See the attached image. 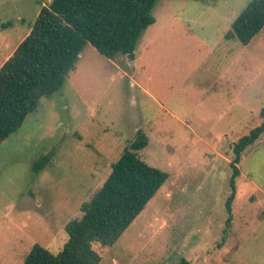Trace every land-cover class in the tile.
<instances>
[{"label":"rangeland","instance_id":"obj_1","mask_svg":"<svg viewBox=\"0 0 264 264\" xmlns=\"http://www.w3.org/2000/svg\"><path fill=\"white\" fill-rule=\"evenodd\" d=\"M48 0H0V66ZM248 0H158L132 59L82 49L62 88L0 145V264L34 244L52 254L138 131V152L168 180L99 264H264V133L237 165L233 145L261 123L264 28L225 40ZM48 161L34 172L41 157Z\"/></svg>","mask_w":264,"mask_h":264},{"label":"trees","instance_id":"obj_2","mask_svg":"<svg viewBox=\"0 0 264 264\" xmlns=\"http://www.w3.org/2000/svg\"><path fill=\"white\" fill-rule=\"evenodd\" d=\"M158 0H51L40 10L28 35L0 67V145L16 133L42 98L57 93L74 70L86 44L101 56L134 53L142 33L154 23L152 10ZM264 28V0H248L224 39L249 44ZM261 123L232 148L230 195L225 201L226 224L231 220L235 179L241 154L264 133ZM147 146L144 133L111 165L102 187L80 207L82 216L65 225L67 241L56 255L34 244L23 264H99L94 243L112 247L168 180V175L143 162L138 152ZM41 157L33 166L46 165ZM177 264H191L181 258Z\"/></svg>","mask_w":264,"mask_h":264},{"label":"crops","instance_id":"obj_3","mask_svg":"<svg viewBox=\"0 0 264 264\" xmlns=\"http://www.w3.org/2000/svg\"><path fill=\"white\" fill-rule=\"evenodd\" d=\"M50 1H51V0H48L47 3H49ZM42 6H46V5L43 3V4L41 5V7H42ZM37 14H38V13H37ZM18 45H19V44H18ZM9 57H10V56H9ZM9 57H8V58H9ZM5 61H6V60H5ZM0 67H1V66H0Z\"/></svg>","mask_w":264,"mask_h":264},{"label":"water","instance_id":"obj_4","mask_svg":"<svg viewBox=\"0 0 264 264\" xmlns=\"http://www.w3.org/2000/svg\"><path fill=\"white\" fill-rule=\"evenodd\" d=\"M132 57H133L132 54L128 56V58H130V59H132Z\"/></svg>","mask_w":264,"mask_h":264}]
</instances>
